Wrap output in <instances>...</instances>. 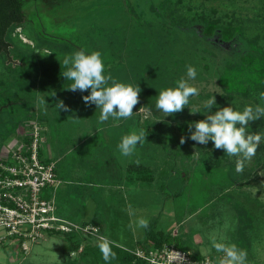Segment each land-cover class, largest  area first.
Here are the masks:
<instances>
[{
	"label": "rangeland",
	"instance_id": "374dc122",
	"mask_svg": "<svg viewBox=\"0 0 264 264\" xmlns=\"http://www.w3.org/2000/svg\"><path fill=\"white\" fill-rule=\"evenodd\" d=\"M23 10L25 21L11 31L13 45L7 54L0 52V104L11 102L0 107V148L23 140L20 129L28 119L48 124L42 146H57L60 151L59 183L41 194L53 198L55 214L81 224L98 211L96 220L103 225L107 212L113 213L112 221L105 223L112 230L100 231L124 249H134L130 245L143 233L138 219L157 217V229L180 234L191 253L204 257L201 264H216L211 257L217 260L222 253L212 247V238L235 243L238 221L233 205L237 203L253 217L249 245L244 248L247 264H264V142L243 172L237 173L225 166L235 164V157L214 149L211 141L201 145L190 140L185 131L205 118L204 103L213 96L216 104L210 112L227 106L218 77L226 63L236 61L247 47L245 39L234 44L219 43L216 34L206 39L199 26L202 19L239 25L247 36H256L264 49V0H26ZM38 45L42 48L32 67H38L40 74L41 62L52 66L49 70H66L65 56L80 49L99 51L105 75L141 88L132 117H110L100 123V109L82 99L90 89L82 93L69 87L23 85L35 72L24 76L20 67L25 63L18 54ZM188 66L196 69L195 79L188 82L199 89V95L190 97L182 113L165 117L155 107L158 93L175 87L181 77L187 79ZM38 97H45L46 110ZM59 100L67 111L56 108ZM236 101L242 106L262 103L259 95L236 96ZM261 122L263 126L264 118L257 120ZM255 123L248 131L264 134V126ZM141 128L148 133L143 146L138 145L131 156H122L118 149L122 137ZM69 147L72 150L64 153ZM257 155L261 158L252 167ZM137 160L151 167L154 180L143 182L147 189L144 186L142 192L132 185L124 196L126 190L121 188L126 189V184L119 187L118 180L125 179ZM123 212H129L125 216L131 225ZM97 241L87 237L67 254L62 235L42 239L26 254L12 244H0V264H61L81 258L84 246Z\"/></svg>",
	"mask_w": 264,
	"mask_h": 264
},
{
	"label": "clouds",
	"instance_id": "9594fccd",
	"mask_svg": "<svg viewBox=\"0 0 264 264\" xmlns=\"http://www.w3.org/2000/svg\"><path fill=\"white\" fill-rule=\"evenodd\" d=\"M63 64L66 68L63 77L72 81L68 90L83 93L90 89V94L83 96L82 99L86 105L94 104L100 109V123L108 121L110 117L114 120L132 117L134 106L139 103L141 88L138 84L120 82L110 74L105 75V66L99 51L88 53L84 49L77 50L65 56ZM196 74V69L188 66L187 79L181 77L175 82V87H167L159 91L156 109L162 111L165 117L183 111L189 104L190 97L199 95V89L188 82L194 80ZM259 99L262 103L247 105L242 110L228 105L212 113L209 110L216 104L213 96L204 103V107L208 109L205 118L189 125L188 138L201 145H207L211 141L214 149L223 150L228 156L236 158L235 170L237 173H242L246 162L255 156L261 143L264 142V134L248 131L250 124L264 118V92L259 94ZM38 103L44 105L46 110L48 102L45 97H38ZM55 106L62 111L68 110V106L62 100H59ZM190 111L192 114L199 112ZM147 135V131L143 128L124 135L118 145L121 155L131 156L138 145L143 146ZM185 142L186 139L182 136L180 143ZM135 163L139 166L140 161L137 160ZM136 223L137 227L149 228V221L145 218L138 219ZM93 229L99 233V228L93 227ZM97 240V247L103 260L105 262L115 260L116 253L113 251V246L119 247V245L104 235H98ZM211 242L216 252L222 253L217 258L216 264H247V250L239 248L236 243L217 242L215 237ZM205 264L208 262L206 261Z\"/></svg>",
	"mask_w": 264,
	"mask_h": 264
},
{
	"label": "trees",
	"instance_id": "16d2710c",
	"mask_svg": "<svg viewBox=\"0 0 264 264\" xmlns=\"http://www.w3.org/2000/svg\"><path fill=\"white\" fill-rule=\"evenodd\" d=\"M25 2L26 0H0V52L7 54L10 46L13 45L12 40H14L11 31L16 27H20L25 21L26 15L23 10ZM202 22L203 24L199 26H201L202 35L206 39L213 37L216 34L219 43L234 44L240 42L242 39L246 40L247 47L245 51L241 52L236 61L227 62L218 77V83L222 88V95L225 97L226 105H230L234 109L242 110L245 106L237 103L236 96H242L244 98L252 95H259L261 92H264V49L258 44L256 36H247L239 25H219L216 21L207 19H202ZM189 28L193 27L189 26ZM32 48L33 49H30L26 54L22 52L18 54L21 60L25 63V65L20 67L24 72V76L26 77L30 71L35 72L34 77H31V79L26 78L27 80L25 79L23 85L31 83L32 86L38 84L41 88L47 87V85H50V87H69L72 81H67L63 77V73L66 71L64 69L55 70L53 67V69H50L53 71H50L49 67L52 66H46L41 62L40 66L42 67H39L41 69V74L37 73L38 67H33L34 64L36 65L37 50L42 47L38 45ZM3 104L10 105L11 102H4ZM3 104H0V107H3ZM262 124L263 122L257 123V121L255 123L256 127L262 126ZM185 131L189 137V130L185 128ZM260 158V156H256L254 161L255 164L252 165V167L257 166ZM130 166L131 165H129V167ZM225 166L227 169H235V164L233 163H227ZM128 172H126V174ZM127 179L131 182H151L154 180V175L149 165H132V171L127 174ZM233 207L236 211L238 221L235 243L239 248L244 249L249 245L247 233L252 227L253 217L244 206L234 203ZM156 219L157 217L152 218L149 221V228H143L141 237L130 245V247L134 249H124L113 246V251L116 253L115 260L110 262H105L103 260L102 254L97 247V241L94 245L86 244L84 246L83 255L81 258L79 257L80 259H68L61 264H148L145 259L137 257L132 252L136 249V244L140 245L142 248L147 246L150 248H160L163 245H173L176 248L189 251V249L185 247L180 234H172L170 231H166L162 228L157 229ZM100 233L104 235L101 231ZM62 236L65 238L63 251L66 254L76 250L81 241L90 237L74 232ZM191 256L197 260L204 259V257L199 254L191 253ZM211 258L214 262L217 261L214 256Z\"/></svg>",
	"mask_w": 264,
	"mask_h": 264
},
{
	"label": "built area",
	"instance_id": "2783aa9c",
	"mask_svg": "<svg viewBox=\"0 0 264 264\" xmlns=\"http://www.w3.org/2000/svg\"><path fill=\"white\" fill-rule=\"evenodd\" d=\"M23 126L22 141L12 140L0 148V244H12L26 254L34 244L51 235L74 232L97 239L102 234L93 227L99 228L98 224L75 223L56 215L53 198L42 196L44 188L59 183L55 163L41 155L45 128L40 121L28 119ZM132 252L148 264L203 263L194 259L190 251L173 245L140 247Z\"/></svg>",
	"mask_w": 264,
	"mask_h": 264
},
{
	"label": "crops",
	"instance_id": "0c3cea01",
	"mask_svg": "<svg viewBox=\"0 0 264 264\" xmlns=\"http://www.w3.org/2000/svg\"><path fill=\"white\" fill-rule=\"evenodd\" d=\"M40 121V123L43 125V127L45 128V131L48 129V124L44 121V120H42V119H40L39 120ZM95 131V130H94ZM44 131H43V143H45V141H46V134L44 135ZM23 136V135H22ZM24 137V136H23ZM25 139V138H24ZM84 143V142H83ZM120 143V142H119ZM72 150V147H69V148H66L65 149V151H64V153H68V152H70ZM40 152H41V155L44 157V159L45 160H48V161H53L54 163H55V173H57V171H56V168H57V163H58V161H59V158H60V155H59V150H58V148H57V146H51V145H46V144H44V146H42V144L40 145ZM83 157V156H82ZM118 157V156H117ZM121 161V160H120ZM131 164V162L128 164V165H130ZM121 165V164H120ZM125 174V173H124ZM124 174H123V176H124ZM126 176H127V174H125V179L123 180L122 179V177L121 178H119V180L118 181H120L119 182V187H123V184H126V189L123 187V188H121V189H124V190H126L125 192H123L124 193V196H126V192L127 191H130V188H131V186L133 185V187H134V189L133 190H135V191H140V192H142V188L145 186L146 187V189H147V184L145 183V185L143 184V182L142 181H136V182H131V181H129V183H128V180H126L127 178H126ZM78 181H79V183H80V181H81V178H78ZM89 181H92V180H88V182ZM123 181V182H122ZM121 182H122V184H121ZM133 190H131V191H133ZM135 193H137V192H135ZM129 195L131 194V192H129L128 193ZM135 196V195H134ZM115 206V205H114ZM117 207H119V206H117ZM116 213H118V212H116ZM112 214L113 213H110V212H107V215H106V219H104V220H102L103 221V225H102V222H101V220H98V222H97V220L96 219H98V218H96V216H99L98 215V211H95V212H93V214H92V216H90L87 220H85L84 222H89V223H93V224H98V226H99V229L101 230V231H104L105 229L106 230H112V226H110V227H108L105 223H108V221H112V218H111V216H112ZM129 214V212H123V218H124V220H125V222H126V220H127V218H126V216L125 215H128ZM132 215V214H131ZM168 216H170V218L173 216V214H172V211L171 212H168V214H167ZM131 220H132V218H130ZM130 220V222H132ZM127 223H128V220H127ZM129 225H131V223H128ZM114 225V224H113ZM128 229V227H124V230H127ZM168 229H171V228H168ZM130 231H131V229H130ZM175 232H177L176 230L173 232V233H175ZM178 233V232H177Z\"/></svg>",
	"mask_w": 264,
	"mask_h": 264
}]
</instances>
